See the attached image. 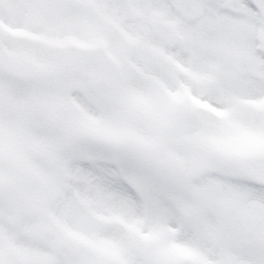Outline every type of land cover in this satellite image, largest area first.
I'll use <instances>...</instances> for the list:
<instances>
[{"label":"snow or ice","instance_id":"obj_1","mask_svg":"<svg viewBox=\"0 0 264 264\" xmlns=\"http://www.w3.org/2000/svg\"><path fill=\"white\" fill-rule=\"evenodd\" d=\"M0 264H264V0H0Z\"/></svg>","mask_w":264,"mask_h":264}]
</instances>
